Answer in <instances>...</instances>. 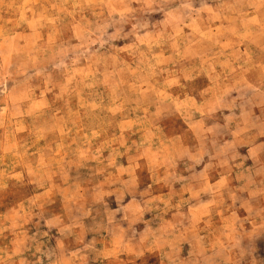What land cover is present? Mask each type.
<instances>
[{"label":"rangeland","instance_id":"rangeland-1","mask_svg":"<svg viewBox=\"0 0 264 264\" xmlns=\"http://www.w3.org/2000/svg\"><path fill=\"white\" fill-rule=\"evenodd\" d=\"M262 5L264 0H0V150L15 144L19 151L24 145L30 153L55 155L63 174L57 182L66 180L69 191L92 189L104 175L116 179L106 188L111 194L85 203L84 239L95 236L101 241L96 248L111 240L101 231L109 218L133 243L168 224H176L178 233L177 213L211 202L209 193L189 199L185 187L236 188L238 174L264 179L257 174L264 169ZM158 109L163 111L153 120ZM144 121L174 144L170 164L161 166L131 147L149 132ZM167 172L180 179L165 183ZM28 179L25 173L22 184L13 181L0 194V211L40 197L44 189ZM48 196L45 218L69 223L62 197ZM28 227L30 235L37 231L35 221ZM39 231L48 233L46 248H55L58 230L40 221ZM65 243L69 252L77 247L71 237ZM253 243L264 258V237ZM179 247L178 258L187 257L190 246ZM119 259L169 264L161 249Z\"/></svg>","mask_w":264,"mask_h":264},{"label":"clouds","instance_id":"clouds-1","mask_svg":"<svg viewBox=\"0 0 264 264\" xmlns=\"http://www.w3.org/2000/svg\"><path fill=\"white\" fill-rule=\"evenodd\" d=\"M7 70L6 61L3 69L5 77ZM25 70L21 68L17 72L23 75ZM161 111L163 109H158L152 119H158ZM143 123L149 132L145 139L131 147L138 153L159 159L161 166L170 164L176 151L174 144L166 141L152 123ZM9 135L11 137V132ZM20 147L22 151L16 150L15 144H5L0 150V194L7 192L13 181L22 184L25 173L29 183L44 191L40 197L22 199L10 209L0 211V264H97L101 259L107 261V264H130L119 257L131 252L139 257L147 248L166 250L169 264H264V258L258 255L253 243L264 237V179L256 182L238 174L236 179L242 183L236 188H229L227 183L211 188H205L200 183L185 187L184 191L192 193L189 199L209 193L211 202L194 208L191 214L181 216L177 213L181 221L178 233L173 231L177 228L176 224H168L159 230V234H145L133 243V238L125 237L126 230L113 225L109 218L101 231L110 233L111 240L104 241L103 247L96 248L95 245L101 241L95 236L92 241L84 239L80 221L89 215L85 203H99L101 195L111 194L106 188L116 183V179L104 175L92 189L77 188L69 191L64 187L66 180L63 183L57 182V178L63 179V174L59 168L61 161L55 155H45L42 149L30 153L28 147ZM185 155L189 159L194 157V154L187 151ZM195 161H199V155H195ZM104 171L101 170L102 175ZM257 174L264 176V169ZM163 179L170 184L180 178L167 172ZM49 192L62 197L65 217L69 223H64L61 216L45 218V205L51 202ZM151 203L147 201L146 205ZM217 216L218 220L215 219ZM33 221L37 231L30 235L28 226ZM40 221H44L49 230L56 228L60 233L55 248H46L43 237L48 236V233L39 231ZM88 231L97 230L90 228ZM70 237L77 245L71 252L65 243ZM180 243L190 246L188 256L183 259L178 258Z\"/></svg>","mask_w":264,"mask_h":264}]
</instances>
